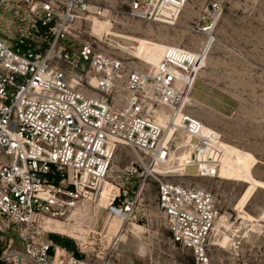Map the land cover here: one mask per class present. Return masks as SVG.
<instances>
[{"label": "built area", "instance_id": "2783aa9c", "mask_svg": "<svg viewBox=\"0 0 264 264\" xmlns=\"http://www.w3.org/2000/svg\"><path fill=\"white\" fill-rule=\"evenodd\" d=\"M190 1L131 0L128 14L174 25ZM7 5L25 28L13 38L0 33V264H120L52 243L41 220L99 196L122 148L142 156L120 171L123 180L106 212L129 220L155 182L172 241L189 251L192 264H213L211 236L220 205L211 189L184 182L195 175L218 177L226 152L222 131L186 106L202 51L168 46L152 73L81 38L84 21L105 15L92 0H0V8ZM222 13L223 5L212 2L192 29L209 38ZM90 75L96 89L85 82ZM159 107L180 113L183 145L150 114ZM181 151L189 156L183 181L155 171L169 172L168 160ZM191 166L195 175L187 173ZM138 167L143 179L133 183Z\"/></svg>", "mask_w": 264, "mask_h": 264}, {"label": "rangeland", "instance_id": "374dc122", "mask_svg": "<svg viewBox=\"0 0 264 264\" xmlns=\"http://www.w3.org/2000/svg\"><path fill=\"white\" fill-rule=\"evenodd\" d=\"M92 1L106 9L105 15L84 21L81 38L133 66L155 70L168 46L203 52L191 104L186 106L193 115L222 131L223 143L236 148L242 165L250 167L251 182L231 178L230 172L221 173V168L222 177H196L194 166L187 173L195 176L184 182L211 189L220 205V216L211 236L213 264H264V0H191L174 25L130 17L131 0ZM214 1L223 5V13L208 38L192 27L209 13ZM24 28L14 6L0 8L3 36L13 38ZM159 112L167 121L172 116L165 107L151 110L150 114L155 118ZM177 137L185 139L184 134L172 136L174 141ZM180 154H173L169 160L173 165L171 172L162 168L160 175L180 181L186 178L180 176L182 171L174 160ZM135 158L136 153L122 148L99 196L85 198L63 215L45 216L62 221L69 231L81 236L80 240L44 228L48 238L71 253L82 254L80 249L96 262L105 258L120 264H192L189 251L171 239L157 204L155 182L144 189L132 217L119 220L122 231L113 226L118 225L119 218L109 215L105 206L115 195L117 183L123 180L119 178L120 171ZM143 173L144 168L138 167L133 183L141 181ZM50 234L66 240L70 246L51 240ZM4 247L0 240L1 251Z\"/></svg>", "mask_w": 264, "mask_h": 264}, {"label": "bare ground", "instance_id": "6f19581e", "mask_svg": "<svg viewBox=\"0 0 264 264\" xmlns=\"http://www.w3.org/2000/svg\"><path fill=\"white\" fill-rule=\"evenodd\" d=\"M100 23V22H98ZM101 24V23H100ZM122 48L124 49H128V47L126 46H121ZM120 47V48H121ZM202 50V49H201ZM132 52V50H131ZM132 54V53H131ZM133 55V54H132ZM163 57V56H162ZM140 58V57H139ZM144 60H147L148 61H151V63L155 62V61H152V60H148V59H144ZM203 61V52H202V57H201V62H200V65ZM158 64V63H156ZM61 67L63 68V70L69 74V75H72L75 79H81L82 76H81V73L75 69L74 67L68 65V66H63V63H60ZM199 65V67H200ZM199 69V68H198ZM156 69L151 71L152 73H155ZM86 83H88L87 85H89L91 88H95V83H94V79L93 77L90 75L88 77L87 80H85ZM96 89V88H95ZM191 98L188 97L186 99V104L189 105L191 104ZM152 115V114H151ZM152 117L154 118V116L152 115ZM156 118V119H155ZM154 119L156 121H158L160 124H162L163 126L167 127V131H168V134L170 137L174 136L175 134H184L181 129H179V127L177 126L179 123H180V118H181V115L179 112H175L174 114H172L171 117H169V121L166 120V117L164 118V115L159 112L158 113V117H155ZM175 122V124H174ZM185 136V135H184ZM178 139V137H177ZM185 140V141H184ZM186 142V138L185 139H178L177 140V145L178 146H181L183 145L184 143ZM223 145L225 146L226 148V152L224 154V157L222 159V165H221V173H225L226 170H228L230 172V177L231 178H241L243 179L244 181L246 182H251V178H250V167L245 163L244 165H242L241 163V156L240 154L238 153L237 149L232 147L231 145H227V144H224ZM136 153V158H140L142 156V153L140 152H135ZM182 154H180L179 156L175 157L174 156V160H177L178 162V165L179 168H177L178 170H181L182 172L180 173V176L181 175H186L185 172H184V165L186 163V160L189 158L188 156V153H185L183 151H181ZM173 156V154L171 155V157ZM170 157L169 160H172V158ZM168 160V164H171L170 167L173 168V165H172V162L170 161L169 162ZM135 163V162H134ZM156 168V172L160 173L164 170L161 169V167H157L155 166ZM178 173V172H177ZM197 176V175H196ZM219 176H224L223 174H219ZM239 176V177H238ZM116 187V193L115 195L118 193V187L117 185L115 186ZM115 195L111 196V199H113L115 197ZM110 199V201H111ZM109 201V202H110ZM108 202V203H109ZM106 203V202H105ZM104 203V204H105ZM107 203V204H108ZM75 214V213H73ZM80 215V214H79ZM82 216H84L83 214H81ZM82 217L78 216V219H80ZM119 218V219H117ZM116 219L119 221L121 218L120 217H116ZM116 220V221H117ZM117 221V222H118ZM121 221V220H120ZM120 221L118 222V225L116 223L113 224V226L117 227L118 230L121 232L122 231V228H123V224L122 225H119ZM125 222V221H124ZM218 222V220H217ZM217 222L215 223V225L217 224ZM41 224L42 226L47 230V231H50V232H56V233H60V234H64V235H69L71 237H74L75 239L77 240H80L81 239V236L75 232H71L67 229V227L64 226L63 222L56 219V218H49V217H43L42 220H41ZM121 224V223H120ZM119 226V227H118ZM215 228V226H214ZM63 258H62V253H60L58 255V261H61Z\"/></svg>", "mask_w": 264, "mask_h": 264}, {"label": "trees", "instance_id": "16d2710c", "mask_svg": "<svg viewBox=\"0 0 264 264\" xmlns=\"http://www.w3.org/2000/svg\"><path fill=\"white\" fill-rule=\"evenodd\" d=\"M49 237L51 238V240L56 241L58 243H60V245H65V246H70V244H68V242L66 240H62L60 237H56L53 234H50ZM62 245V246H63ZM1 252V249H0Z\"/></svg>", "mask_w": 264, "mask_h": 264}]
</instances>
